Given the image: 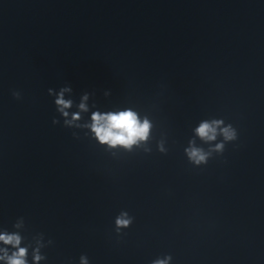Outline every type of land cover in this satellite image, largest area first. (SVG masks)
<instances>
[{
  "label": "clouds",
  "instance_id": "1",
  "mask_svg": "<svg viewBox=\"0 0 264 264\" xmlns=\"http://www.w3.org/2000/svg\"><path fill=\"white\" fill-rule=\"evenodd\" d=\"M70 88L61 89L60 96L56 100V104L61 106V111L63 108L70 107L71 102L65 101L63 99V92L70 91ZM52 89H48L51 93ZM13 97L16 99L21 98V93L19 91H13ZM84 106L81 105V108ZM64 116L68 114L63 113ZM73 119H79L78 116H74ZM58 121L53 119V124H57ZM214 124H219L221 121H214ZM150 125L147 120L143 123L137 118V115L131 111H125L120 113H108L106 115H100L96 113L93 115L92 129L96 133L99 141L101 143H108L110 146L123 145L125 147H130L135 144L138 140H146L148 135V129ZM197 132L201 137H207L208 139L215 138V127L208 123H202L197 129ZM211 134V135H210ZM224 135L226 139L235 138V133L230 129H224ZM222 147L221 145L217 146ZM190 157L194 159L197 163L205 160V155L199 150L193 149L189 153ZM130 223V220L119 217L116 220L117 227H126ZM0 241L5 244H20V237L17 235H0ZM26 254V249L20 248L11 257H8V264H26L24 256ZM36 259L39 260L40 256L37 255ZM81 264H88V259L86 255H81ZM154 264H166L165 261H155Z\"/></svg>",
  "mask_w": 264,
  "mask_h": 264
}]
</instances>
